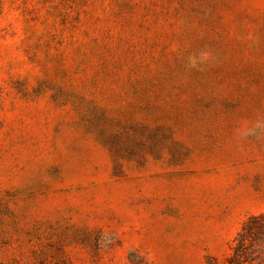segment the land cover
<instances>
[{
  "label": "rangeland",
  "instance_id": "374dc122",
  "mask_svg": "<svg viewBox=\"0 0 264 264\" xmlns=\"http://www.w3.org/2000/svg\"><path fill=\"white\" fill-rule=\"evenodd\" d=\"M261 212L264 0H0V264H230Z\"/></svg>",
  "mask_w": 264,
  "mask_h": 264
},
{
  "label": "trees",
  "instance_id": "16d2710c",
  "mask_svg": "<svg viewBox=\"0 0 264 264\" xmlns=\"http://www.w3.org/2000/svg\"><path fill=\"white\" fill-rule=\"evenodd\" d=\"M230 264L252 261L259 246H264V212L250 215L234 239Z\"/></svg>",
  "mask_w": 264,
  "mask_h": 264
}]
</instances>
